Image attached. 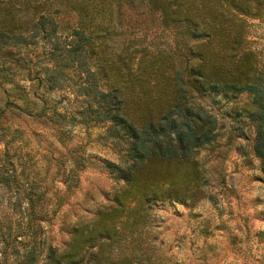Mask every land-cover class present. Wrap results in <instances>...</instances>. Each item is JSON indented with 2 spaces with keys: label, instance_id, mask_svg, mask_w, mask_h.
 Wrapping results in <instances>:
<instances>
[{
  "label": "trees",
  "instance_id": "16d2710c",
  "mask_svg": "<svg viewBox=\"0 0 264 264\" xmlns=\"http://www.w3.org/2000/svg\"><path fill=\"white\" fill-rule=\"evenodd\" d=\"M262 17L264 0H0L3 77L22 58L24 64L29 45L40 40L50 60L39 78L42 89L60 91L57 100L50 102L39 93L33 102L25 88L8 80L13 91L7 93L13 95L5 103L50 125L60 141L75 125H100L101 136L117 154L116 161L102 159L103 167L121 188L113 195L115 204L102 202L87 213L74 210L69 219L63 214L66 237L53 244L43 224L51 200L48 182L23 181L17 202L23 199V212L14 220L11 215L0 218L2 235L11 234L23 248H14L12 262L112 263L115 251H105L106 246L123 233L133 244L141 233L142 207L127 208L126 203L153 197L150 166L188 158L215 139L217 118L198 101L200 95L251 96V149L264 169V63L250 48L247 23V18ZM4 112L0 106V142L9 128ZM58 152L53 161L63 168L67 190L77 185L86 155L81 145H66ZM65 198L58 194L57 206ZM136 244L120 263L145 257L144 264H154L148 245ZM10 263L3 255L0 264Z\"/></svg>",
  "mask_w": 264,
  "mask_h": 264
},
{
  "label": "rangeland",
  "instance_id": "374dc122",
  "mask_svg": "<svg viewBox=\"0 0 264 264\" xmlns=\"http://www.w3.org/2000/svg\"><path fill=\"white\" fill-rule=\"evenodd\" d=\"M247 23L250 48L264 63V17L247 18ZM28 48L26 62L23 64L22 58L20 65L12 64L5 71L7 78L0 70V106L5 108V125H9L0 142V218L11 215L14 220L23 212V199L17 204L23 181L47 180L51 200L45 203L44 234L55 244L66 237V227L61 225L63 214L69 219L74 210L87 213L102 202L115 204L113 195L121 190L120 184L104 169L102 159L116 161L117 154L101 136L100 125H75L60 141L50 125L5 103L13 95L7 93L13 91L8 80L17 83V89L25 88L33 102L39 100V93L50 102L60 98V91L44 92L39 81L43 66L50 63L47 47L38 40ZM29 69L32 79L26 78ZM198 101L217 118L215 139L188 158L157 161L150 166L149 194L153 197L141 204L126 203L127 208L142 207L144 221L137 229L141 233L130 245L131 236H118L115 243L122 246L121 250L115 243L106 246L105 251L111 247L115 251L113 262L108 264H123L121 256L136 243L148 245L149 260L154 264H264V169L251 149L254 131L247 118L251 96L247 92L212 93L200 95ZM62 102L68 104L67 98ZM66 145H81L86 155L77 185L67 190L61 179L63 168L53 161ZM4 176H10V180ZM143 176L145 171L140 174ZM58 194L66 195L59 206L55 199ZM18 246L21 248L14 236L6 232L3 236L0 231V261L4 255L6 262L14 264V248ZM146 260L135 257L131 264H144Z\"/></svg>",
  "mask_w": 264,
  "mask_h": 264
}]
</instances>
